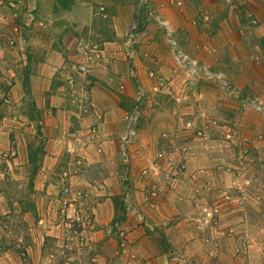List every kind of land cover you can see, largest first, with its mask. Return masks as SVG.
<instances>
[{
	"label": "rangeland",
	"instance_id": "rangeland-1",
	"mask_svg": "<svg viewBox=\"0 0 264 264\" xmlns=\"http://www.w3.org/2000/svg\"><path fill=\"white\" fill-rule=\"evenodd\" d=\"M8 1L0 0V140L8 141L0 143V252L11 250L23 258L29 246L51 254L55 264H96L91 258H95L100 245L95 246L99 238L92 234L93 223L99 220L98 204L108 191L114 208L111 222L97 229L101 240L112 239L106 244L110 254L105 261L132 264L129 259H134V252L125 251L127 257L121 256L131 244L121 225L123 219L131 217L126 215L128 204L120 194L122 190L124 199H128L126 192L137 190L149 204L163 196L178 195L187 183L185 195L168 201L170 208L166 212L169 222H183L177 228L179 233L190 232L209 241L213 230L217 231L212 235L227 231L232 238L222 245L221 261L264 264V102L257 97L258 87L256 92L244 84L245 77L264 79V41L254 38L247 51H235V57L249 55L250 65L237 61L238 66H233L225 51L218 52L217 47L205 41L188 51L171 41L169 55L161 57L154 51H145L152 66L138 78L128 68L124 74L131 81L128 90L122 81L109 79L112 92L119 96L122 117L119 143H114L113 153H109L107 144L97 140L100 126L84 118L97 109L89 92L93 77L90 71L103 61L102 40L116 38L126 59H130L131 49L140 43L134 39L135 32L151 22L158 30L170 32L159 19L158 8L150 0H113L111 8L92 5L98 14L95 19L70 28L72 36L64 38L62 44L69 50L59 48L64 62L56 79L58 84L48 79V84L32 88L39 61L46 57L34 44L41 25L27 15L32 9L21 0L11 3L15 7L12 14L17 17L2 15V10L7 11L3 8L6 3L11 7ZM57 1L56 8L72 3ZM175 1L179 0H169L167 6L180 8L181 3ZM223 1L226 9L230 4L237 7L233 0ZM23 6L21 16L25 18L19 17ZM118 10L124 19H119ZM208 11L199 8L191 24L208 23ZM253 19L256 20L248 16L245 26H257ZM115 26L121 27L122 36L115 37ZM141 44L148 46L149 42ZM165 62L167 68H157L158 63ZM81 63L86 65L84 72L77 69ZM47 87L55 92L59 87L67 110L85 120L71 124L69 129L61 124L54 126L57 135L51 138L66 140L75 134L80 139L78 143H45L39 112L53 108L55 102L51 103V95L45 94ZM156 111L165 114L154 122L159 115ZM18 139L25 142L20 143L25 147L23 156ZM202 170L208 171L205 176L209 184L202 180ZM64 188L68 189L66 195L61 193ZM184 200L185 212L176 208ZM141 220L138 223L146 230L144 221H148ZM160 238L157 237L159 250L169 254L167 264H181L183 259L196 264L178 246L171 247V242ZM89 242H93L91 247ZM118 249L120 255L115 254ZM70 252L75 256L68 260Z\"/></svg>",
	"mask_w": 264,
	"mask_h": 264
},
{
	"label": "crops",
	"instance_id": "crops-1",
	"mask_svg": "<svg viewBox=\"0 0 264 264\" xmlns=\"http://www.w3.org/2000/svg\"><path fill=\"white\" fill-rule=\"evenodd\" d=\"M12 1H15V3L18 2V0H9L8 2L10 5L11 3H13ZM21 1H24V3H26L32 9L31 13L27 15L33 17L36 23H39L41 25L42 30H40L38 34L34 35L36 37L34 44L35 49L44 51L46 55L44 59H41L39 61V70H37L35 79L31 80L32 88L40 83L47 82L48 84V82H50V79L54 80L53 83L55 85L58 84V81H56V79L59 69L63 67L64 62V59H60L61 55H59V48L62 51L69 50L70 48L69 46L63 47L62 44H64V38H71V29H73L74 26L79 25V22L86 25L89 24L93 19H95V16H97L98 14L97 11L92 10V5L94 6L98 4L106 6L107 8H111L110 6L115 3H113V0H72L73 4L71 3V5L69 6L65 5L63 8H56L55 5L58 4L57 0ZM168 1L169 0H150L153 7L158 8L159 19L163 21L164 26H167L169 28L170 32H166L164 30L162 31V29H160L161 31L158 30V26H156L152 22L151 24L144 27L141 31L135 32L133 34L134 39L136 42L140 43H138L137 46L134 45V47L131 49L132 58L126 59L123 52V46L121 44L118 45V41L116 38L108 39V41H101L102 43L100 45H102L101 48L103 51V61L99 66H97V68L90 71L93 77L91 78L92 86L90 87L89 92L92 96L91 99L93 103L97 106V109H94L95 111L93 110L97 115L92 117V113L94 112L90 111L89 115H85L84 118L89 124H91V122H93L94 120L100 126V136L97 137V140H100L101 143L107 144L106 147L110 148L109 153L110 151L111 153H113V147L111 148V146H115L116 143H119L118 134L120 133L122 123L119 96L112 92V81H110L109 79L112 78L117 82L118 80L122 81V84L124 83L125 87L128 90V84L131 81L127 80L124 76L128 68H131V70L134 71V76L138 78V76H143L145 70H147L151 65V63H149V61L147 60L149 58L147 57L149 54L145 53V51H154L157 57H161V54L164 53H167L169 55L171 51V47H169L171 41H174V43L184 51H188L190 48L194 47L196 43L199 44L205 41L204 44L209 43L217 47L218 52L225 51V53L228 54V57L233 60L231 61L234 62L232 64L233 66H238L237 64H235L238 63L237 61H239L240 63L243 62L245 65H250L251 57L249 55L245 53L243 57H235L233 56L235 51H238V49H241V51H247V46L250 45L254 38H256V40L262 39L264 41V0H233V2H235L237 6L233 9L230 7L226 9L224 7L225 4L223 6V0L175 1V3H181L180 8L168 7ZM20 3L19 6L22 4ZM5 5L6 8L5 6H3V8L7 9V11L5 12L1 9L2 15L7 14L6 16H9V18L11 19L12 13L15 11V7H13L12 5L11 7H9L7 3ZM199 8H204V10L206 11L209 10L208 12H210V20L206 24H198L197 26H193L191 24V20L194 16H196ZM21 9L22 11L21 13H19V17H23L21 16V14L24 10V6ZM248 16L256 18L258 22L257 26L252 28H249V26H245L247 25L245 21H247L246 19ZM121 18L124 19L122 17V14L119 13V19ZM245 27L249 30L246 31ZM113 30V32H115L113 33L115 37L122 36L124 34L120 31L121 27L118 28L115 26ZM146 40H148L149 42L148 46L141 44ZM159 67L167 68L168 64L166 62L158 63L157 68ZM40 78L42 79L40 80ZM244 79V84H247L249 88H259L257 89L258 92L255 89L258 94L257 97H259L264 102V79L258 78L257 81H253L251 78L247 77H245ZM238 80L240 79L238 78ZM256 84L258 86H255ZM42 88L44 89L46 87L42 86ZM56 89L57 90L55 92V89H48L47 87L48 91L45 93L51 95V103L55 101L53 104L54 107L44 108L39 112V122L41 124V130L46 136L45 143H78L80 139L75 134H73L72 138H67L66 140L51 138L53 136L56 137L57 129H54V126H58V124H61V127L69 129L70 125L75 124V122H85L83 118H80L78 114L73 113L71 109L68 108L67 110L66 106L64 105V101L62 102V100L64 99L60 97L63 92L59 87H57ZM39 101L40 100H38V102ZM37 106V108H41V105ZM156 113L159 115L155 117L154 122L156 118L165 114V112L159 113V111H156ZM59 121L61 122L58 123ZM116 136L117 138H115ZM81 140L83 141V139ZM0 143H8V141L3 139L0 140ZM18 143L19 152L21 156H23V149H25V147H23V145L20 143L25 142H22L18 139ZM201 172L202 176L205 177L202 178V180H206L207 184H209L210 179L209 177L205 176L208 171L206 170V172H204V170H202ZM136 185L137 183H135L133 179V187H135ZM186 187L187 183L180 189V194L178 193V195H176L175 193L174 195L165 196L167 198L163 196L161 200L155 201V203L154 201H151V203L149 204L144 203V201L142 200V194L138 193L137 190L135 192L134 190H129L128 192H126V196L128 199H124L125 191L123 192L122 190L120 194H123V200L128 204L127 207L125 205L127 211L126 215L131 216L121 221L122 228H124V230H126L127 232H125V239H127L128 242H131V244H128V247L123 250L124 253H122L121 255L123 258L125 256L127 257L125 251L130 250V252H134L135 254L133 260L129 259V261H131L130 263L132 264L169 263L168 256H166L169 254L166 252L161 253L162 251L159 250L158 247L160 240H158L157 237L161 236V238H163L164 240L171 242V247L176 245V247L178 246V248H180L185 255H187L188 257H192L196 261V264H227L226 262H223L219 259L222 257V245L231 242L230 238H232V236H228L229 233H227V231H218V233L212 235L213 232L217 231L213 230L210 233V240L207 241V239H201L197 235L192 236L190 232L186 234L179 233V230H177V228L179 229L182 227V221L175 223H171L168 221V217L166 215V212L170 208L168 201L174 199V196L177 199H179L178 197H183L185 195ZM110 194L111 193H109L108 191H105L104 195L106 197H103L102 203L98 204L100 205V208L98 207L97 209L99 213L97 214L96 218L99 220H97V223H93L95 226V232H92V234H96L95 238H99V241L95 246L100 245L98 248L99 250L96 252L97 255L95 256V258H91V260L95 261L96 264H101L102 262V264H108L105 259H107L108 254L110 253H108L109 250H106L108 248L106 244L108 242L111 243L112 239L106 238L101 240L102 237H100L99 235L101 231L97 229L104 226L108 227L109 225L110 217L112 216V211L114 209L111 203ZM204 196L207 197L209 195L205 194ZM205 201L210 200L205 199ZM184 202L185 200L180 203L178 202L177 204L179 206H176L177 209H180L183 212L186 211H184V209L186 208H183L186 203ZM206 205L205 208L210 207V205ZM135 212L138 213L136 216L134 215ZM197 213L200 214L198 209ZM235 216L236 215H234V219ZM140 218H145V220L150 222L153 229L149 230L148 228H146L145 230L144 227L139 225L138 222H140ZM220 227L223 228L224 225L221 223ZM222 233L224 234L223 236H221ZM179 234H184L185 237L180 238ZM218 234L220 237L217 238L216 236ZM226 235L227 237H225ZM92 243L93 242H89V244H87L88 247H91ZM27 247L29 248L26 253L27 256H24L23 258L16 256L11 252V250L0 252V264H55L53 256L51 254H48L45 251H41L40 248H35V250H33L29 246ZM118 252L119 249L115 254L120 255ZM74 256L75 255L70 252L67 255V259L71 260Z\"/></svg>",
	"mask_w": 264,
	"mask_h": 264
},
{
	"label": "built area",
	"instance_id": "built-area-1",
	"mask_svg": "<svg viewBox=\"0 0 264 264\" xmlns=\"http://www.w3.org/2000/svg\"><path fill=\"white\" fill-rule=\"evenodd\" d=\"M229 1V0H228ZM230 6V8H233L234 6L232 5V4H230L229 5ZM14 17H17V14H12ZM256 20L255 19H253L252 20V23L253 24H256ZM13 29L16 31L17 30V27L16 26H14L13 27ZM88 52H92V51H90V50H88ZM93 53V52H92ZM98 56V54L97 53H93V56ZM85 59H88L90 56H89V54H87V52H85ZM99 57V56H98ZM77 69H78V71L79 72H84L85 70H86V65L85 64H83V63H81V64H79L78 65V67H77ZM67 192H68V189L67 188H64V189H62V191H61V193L62 194H67ZM76 214V213H75ZM142 222H143V219L141 220ZM144 225H145V227L146 228H148L149 230H152L153 228H152V225L150 224V223H148V222H146V221H144ZM193 263V261L192 260H190V259H183L182 260V263L181 264H192Z\"/></svg>",
	"mask_w": 264,
	"mask_h": 264
}]
</instances>
